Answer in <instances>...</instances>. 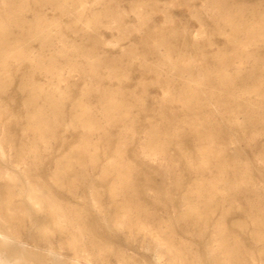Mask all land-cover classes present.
<instances>
[{"label":"bare ground","instance_id":"bare-ground-1","mask_svg":"<svg viewBox=\"0 0 264 264\" xmlns=\"http://www.w3.org/2000/svg\"><path fill=\"white\" fill-rule=\"evenodd\" d=\"M98 3L99 0H1L0 97L5 96L9 101H16V97L24 95L22 111L26 122L21 128L22 133L32 139L45 141L47 134L54 132L55 122L64 113L67 105L68 91L61 88L60 82L69 81L78 72L85 82V88L82 98L74 105L72 112L74 120L82 128H87L92 136L101 131L102 123L109 126H125V135L116 150L115 158L105 164L101 163L99 155L91 149L89 144L65 155L58 162L54 180L59 185L77 193L79 188L86 185L85 180L91 174V170L100 167L101 173L97 179L103 183L110 182L109 192L113 199L112 206L115 208L114 221L118 225L129 228L134 237L146 238L149 234L153 239V245L167 256L168 264H199L195 258L190 256L189 248L185 244L177 243L175 230L171 227L167 230H159L155 217L146 210H140L139 195L144 189L145 183L141 172H135L131 163L125 161L128 143L126 135L131 131L128 121L131 120L135 99L133 102L130 99H121L119 92L112 95L102 88L99 79L102 75V64L107 63V60L88 48L89 45L85 40H91L93 37L83 35L78 41L65 33L66 29L84 32L98 31L100 24L107 27H118L116 22L120 20L122 10H114L109 5L99 10L94 7V4ZM216 3V1L210 2L206 13L221 12L222 6H216ZM147 5L150 6L148 2L141 1L133 10L139 17L140 25L145 22L143 19L154 9L151 6V8H147ZM49 11H52V17H50ZM238 11L235 9L225 10V13L227 12L225 21L231 23L234 33L229 38L233 43V50L229 55L225 51H221L219 55L214 56L217 61L216 66L204 65L203 63L207 62V59L204 58L206 56L203 57V60L191 59L184 57L180 52L174 55L168 46L158 45L159 58L155 61L157 66L150 71L153 70L154 75H157V82L165 81L167 83V87H164L163 90L165 93L163 101L169 103L168 110L170 112L175 111L173 103H181L182 110L191 113V115H186L184 118L183 126L185 128L183 130H178L177 124L167 114V116L164 114V120L151 122L150 129L143 133H146V136L140 150L141 154L147 158L161 164L168 162L169 174L175 170V150L187 159L189 166L196 174V179L182 197L185 209L182 212L181 220L186 225H192L197 235L199 234L201 237L210 235L208 243L215 264H252L249 262V255L252 261L258 260L257 252L261 256L264 255V214L253 219V226L227 223L225 210L221 217L216 218L217 211L226 202L225 198L222 201L218 200L219 182L228 181L235 193L248 195L249 198L251 194H256L257 189L247 177H237L232 182L230 174H236L239 166L237 161L229 160L220 129L227 128L228 131L230 130L228 133L231 136L234 130L244 131L245 128L240 125L238 119L239 114L245 113L251 118L254 127L258 128L256 134H261L264 131V120L260 119L264 114V61L260 65L257 55L253 57L255 54L251 53L252 47L259 48L264 43V11L252 10L248 14L252 18L243 20L239 19L240 12ZM57 13L69 16L73 25L63 24V20L58 17ZM102 16L107 17V21H103ZM76 24H80V26H76ZM199 24L201 23L199 22ZM201 27L200 30L193 33L196 39L204 34ZM36 43H38L37 46ZM245 52L247 56L243 59ZM12 63L31 65V69L28 70L18 68L20 72H17L16 75L20 73V82L15 97L8 94L16 77L11 72ZM105 68L108 75L114 77L119 75V71L114 68ZM36 70L48 78L47 88L37 82ZM176 81L177 83H173ZM94 95L106 100L100 113L92 112L89 104V97ZM201 112H205V116L199 115ZM95 118H100L102 122L96 124ZM5 119L9 128L20 125L18 117L10 118L6 108L0 105V121ZM224 119H227L228 122L224 123ZM1 133L3 138L0 141L2 150L0 152L4 155L7 152L4 150L5 146L14 147L15 141L9 136V130L3 129ZM187 140L193 142L197 161L191 158L192 156L185 147ZM36 148L35 141H32L29 146L21 147L13 161L19 165H17L18 168L21 164L25 166L22 172L27 179L29 197L41 208L46 209L49 220L55 222L66 233L77 256L85 260L82 264H94V261L105 262L109 254L114 253L113 247L103 244L99 237L89 231L81 215H75L72 209L64 208L58 202L59 199L57 201L45 185L35 177L37 163H30L29 159L33 156L37 158ZM10 155L13 154L10 153ZM260 157L264 160V150ZM13 172L14 170L11 172L0 170V178L8 180V186L0 184V207L6 209V213L0 218L3 225L14 234V238L20 241L21 229L19 226L25 213L21 206H12L13 190L19 179ZM135 173L136 178L133 176ZM80 175L83 179L80 178ZM95 183L96 179L92 181L87 190L93 197L92 199L101 205L102 195L95 190ZM183 186L182 179L178 177L175 182V193L170 195V200L175 206L178 204L177 194ZM87 190L85 189V192ZM152 190L154 189L152 188ZM257 206L264 213L263 204L258 202ZM165 219L167 220V218ZM179 234L181 235V233ZM0 236H4L2 231H0ZM246 239H251L259 245L256 251L248 255L242 244ZM45 249L48 250V248ZM3 255H5V259H2ZM117 255L125 259L122 252ZM16 258L9 253L7 244L0 240V264H19L20 260L18 261ZM129 263L127 260L125 264Z\"/></svg>","mask_w":264,"mask_h":264},{"label":"rangeland","instance_id":"rangeland-1","mask_svg":"<svg viewBox=\"0 0 264 264\" xmlns=\"http://www.w3.org/2000/svg\"><path fill=\"white\" fill-rule=\"evenodd\" d=\"M141 1L148 2L154 9L143 19L145 22L140 25L139 17L133 10ZM213 1L217 2L216 6H222L221 12L213 11L212 14L206 13L207 6ZM108 5L114 10H122L120 20L116 22V26L118 27H107L104 24H100L98 31L84 32L82 30L66 29L65 33L68 36L76 38L78 41H80L83 35L93 37L94 39L85 40L89 45L88 48L107 60V63L102 64L104 68L109 67L119 71V75L114 77L108 75L106 68L102 67V75L99 79L102 88L112 95L119 92L121 99H130L132 102L135 99L131 120L128 121V124L131 125V131L126 135L128 143L125 161L131 163L135 172H141V177L145 183L144 189L139 195L140 210H146L150 215L155 217L159 230H167L169 227L175 230L177 243L185 244L189 248L190 256L195 258L199 264H215L208 243L210 235L208 234L206 237L197 235L192 225H186L181 220L182 212L185 209L182 197L186 194L187 189L194 184L196 179V174L189 166L187 159L175 150V170L169 174L168 170L170 167L167 165L168 162L161 164L149 157L147 158V156L145 157L140 152L141 145L146 136V133H143L150 129L151 122L164 120V116L167 114L177 124L178 130H183L185 128L183 126L184 118L186 115H191V113L182 110L181 103H173L175 107L174 112L168 110L169 103L163 101L165 97L163 90L164 87H167V83L165 81L161 83L157 82V75H154L155 72L153 70L150 71V69H154L157 66L155 61L159 58L158 45L161 44L164 47L168 46L174 55L180 52L184 57L196 60H203V57L206 56L204 58L207 59V62L203 64H209L208 66L210 67L216 66L217 61H215V57L221 51H225L229 55L233 50V43L230 42L229 38L234 33L231 23L225 21L227 17L225 10H239V19H251L252 16L248 15L250 11H264V0H99L98 4H94V7L101 10ZM150 6L147 5V8ZM49 15L50 17L53 16L52 11H49ZM57 15L63 20V24L73 25L69 16L58 13ZM258 16L256 17L258 18ZM102 19L103 21H107V17L102 16ZM76 26H80V24H76ZM200 26H202L201 28L203 29L201 30L204 34L198 37L199 39H196L193 33L200 30ZM37 44L35 45L37 46ZM251 53L255 54L253 57L257 55L256 57L260 60L259 64L262 65L264 61V43L259 48L252 47ZM246 56L247 53L245 52L243 59ZM19 67L22 70L31 69V65L28 63L22 65L12 63V74L16 75L17 72H20L18 70ZM78 75L79 73L76 72L69 81L60 82L61 88L68 91L67 105L64 113L55 122L54 132L48 133L45 141L32 139L22 133L21 128L26 122L24 112L22 111L24 95L16 97V101H9L5 96L0 97V105L6 108L9 117L13 119L17 116L20 121V125L12 128H9L6 119L0 121V141L3 138L1 133L3 129L9 130V136L15 141L14 147L9 148V146H5L4 150L8 153L5 152L3 155L0 149V170H3V172L14 170V175L20 179H18L17 186L13 190L12 206H21L25 213L24 219L19 226L21 229L20 241H17L11 230L3 225L1 218L0 231L7 237L0 236V240L7 244L9 253L13 257L16 256L18 261L20 260L19 264H82L85 262L82 257L77 256L66 233L55 222L49 220L46 209L41 208L40 205H37L29 197L27 179L24 176V172H22L25 166L21 164L18 168V164L13 162L21 147L29 146L32 141H35L37 158L32 155L33 157L29 159L30 163H37L35 177L45 185L57 201L59 199L58 202L64 208L72 209L75 215H81L89 231L99 237L103 244L112 246L114 249V253L109 254L105 262L94 261V264H125L127 260L130 262L129 264H168L167 256L163 255L153 245V239L149 234L146 238L142 236L134 237L129 228L120 226L114 221L115 208L112 206L113 199L109 192L110 182H99L97 178L101 173L100 167L91 170V174L85 180L86 185L79 188L77 193L70 191L65 186L59 185L54 180V172L58 162L65 155L89 144L91 149L99 155L101 163L105 164L115 158L116 150L125 135L126 128L122 125L109 126L102 123L103 128L101 131L92 136L87 128H82V126L77 124L72 116V112L74 105L82 98V92L85 88L84 80ZM36 78L39 84L47 88L48 78L44 74L36 70ZM19 82L20 73L16 75L15 82L9 89V96L15 97ZM173 83H177V81ZM88 101L92 112L100 113L106 100L94 95L89 97ZM199 115L205 116V112H201ZM95 119L96 124L102 122L100 118ZM260 119L264 120V114L261 115ZM238 120L240 125L245 128L244 131L234 130L231 136L228 133L230 130L228 131L227 128L220 129L224 138V149L227 151L229 160L237 161L239 166L236 174H230L231 180L233 182L237 177L241 176L249 178L251 184L257 188L256 194H251L252 198L250 197V199L248 195L235 193L228 181L219 182L220 193L218 200L222 201L225 198L226 202L217 211L216 218L221 217L225 210L227 212V223H241L253 226V219L264 214L257 206L259 202L263 204L264 208V160L260 157V154L264 150V131L261 134H256L258 128L254 127L251 118L245 113L239 114ZM227 122L228 120L224 119V123ZM185 147L192 156L191 158L197 161L193 142L187 140ZM10 153L13 155H10ZM133 176L136 178V173ZM178 177L182 179L184 186L177 194L178 204L175 206L170 200V195L175 193V182ZM80 178L83 179L81 175ZM95 179V190L102 195L101 205L92 199L93 197L90 195L89 190H87ZM0 184L1 186H8V180L0 178ZM85 189L87 190L86 192ZM4 213H6V209L0 207V217ZM190 239L192 240L191 242L189 241ZM242 244L245 246L244 251L247 255L259 248V245L251 239L244 240ZM45 248H48V250ZM121 252L125 255V259L117 255ZM256 255L258 260L252 261L249 255V262L252 264L264 263V255L261 256L259 252ZM2 257V259H5V255Z\"/></svg>","mask_w":264,"mask_h":264}]
</instances>
